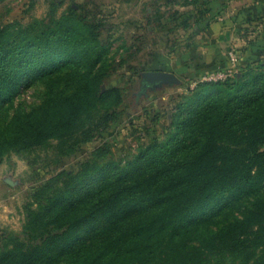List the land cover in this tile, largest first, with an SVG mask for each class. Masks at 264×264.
<instances>
[{"label":"trees","instance_id":"1","mask_svg":"<svg viewBox=\"0 0 264 264\" xmlns=\"http://www.w3.org/2000/svg\"><path fill=\"white\" fill-rule=\"evenodd\" d=\"M99 28L71 9L0 25V158L54 140L69 156L117 117L121 88H100L108 69ZM229 80L204 82L211 91L190 111L182 103L187 155L155 164L150 145L120 165L100 163L106 146L97 148L66 172V190L28 209L25 228L38 236L5 245L0 264H264V64ZM131 169L149 170L134 178ZM245 200L215 229L184 235L219 203Z\"/></svg>","mask_w":264,"mask_h":264},{"label":"rangeland","instance_id":"2","mask_svg":"<svg viewBox=\"0 0 264 264\" xmlns=\"http://www.w3.org/2000/svg\"><path fill=\"white\" fill-rule=\"evenodd\" d=\"M70 9L100 23L102 61L108 69L100 88H121L122 101L117 117L69 156L57 155L54 140L47 148L11 151L0 158V249L38 236V230L25 228L28 209L66 190V172L78 171L104 144L107 152L100 163L126 165L150 145L158 156L152 163L183 158L189 149L180 141L182 112L211 91L204 82H231L264 64V0H0V25L49 21ZM162 65L174 79L150 85L144 74ZM25 96L33 101V89ZM183 102L188 104L180 110ZM190 129L185 134L189 143L196 137ZM128 171L134 178L147 172ZM258 192L264 196V187ZM244 204L246 200L227 207L219 203L205 218L190 222L184 235L197 237L215 229L238 215ZM66 205L59 207L62 218Z\"/></svg>","mask_w":264,"mask_h":264},{"label":"water","instance_id":"3","mask_svg":"<svg viewBox=\"0 0 264 264\" xmlns=\"http://www.w3.org/2000/svg\"><path fill=\"white\" fill-rule=\"evenodd\" d=\"M146 81L150 85H154L164 81H172L173 75L165 70V66H160L157 71H148L144 74Z\"/></svg>","mask_w":264,"mask_h":264}]
</instances>
